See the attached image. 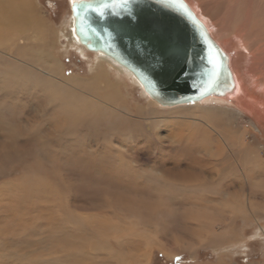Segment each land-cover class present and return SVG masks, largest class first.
<instances>
[{
  "label": "rangeland",
  "instance_id": "obj_1",
  "mask_svg": "<svg viewBox=\"0 0 264 264\" xmlns=\"http://www.w3.org/2000/svg\"><path fill=\"white\" fill-rule=\"evenodd\" d=\"M30 2L47 20L44 30L28 28L25 41H14L16 30L0 28V264H264V189L238 180L240 165L254 166L223 141L240 132L236 141L264 147V129L221 113L201 124L198 109L157 106L107 65L126 110L72 128L33 82L38 73L15 66L17 57L30 63L16 48L49 53L61 80L89 79L98 60L67 40L68 0ZM239 41V62L249 66ZM255 74L259 83L264 74Z\"/></svg>",
  "mask_w": 264,
  "mask_h": 264
},
{
  "label": "bare ground",
  "instance_id": "obj_2",
  "mask_svg": "<svg viewBox=\"0 0 264 264\" xmlns=\"http://www.w3.org/2000/svg\"><path fill=\"white\" fill-rule=\"evenodd\" d=\"M92 1L93 0H68L69 9L71 5H77L80 2L91 3ZM183 1L188 5V7L192 11V13L196 16V18L203 24L211 39L218 45L223 55H225L227 60V68L230 71V79L232 80L229 91H224V89L220 90L218 93L203 98L202 101L228 102L231 104V107L224 108L221 106L218 107V106H210V105L204 107L203 106L198 107L196 103L199 102L180 104V105H176L175 107L177 108L185 107L184 109L193 108L194 110L198 109L199 112L205 115V117H203V120H201V124L208 123V120L213 121L216 118H212V116H214L217 113H221L224 115V118L227 117L229 122L236 119H241L242 122H247V124H249V126H251L254 130L259 131L260 128L264 129V78H259L260 82L256 80L259 82L256 83L254 77L256 75L255 73L258 74L259 72H261V74L262 73L264 74V0H183ZM46 21L47 20H45V17L41 15L40 11L30 2V0H0V28L8 27L12 30L13 29L16 30L17 31L16 36L19 37L16 38V36H13L15 37L14 41L16 40L25 41L26 37L21 38L20 35L28 28L31 29V27H34L37 30L39 29L44 30L46 27L45 24ZM74 25H75V20L73 19L72 14L70 13V20L65 27L67 40L70 42L72 46L75 47L78 46L83 48L79 43L78 37L76 36ZM57 34L59 36V33ZM230 34H234V35L230 36ZM28 39L29 37H27V41H29ZM239 40H241V42L245 45V48L251 54L252 64H250L249 66H248L249 64L248 62L245 64L239 62V58L241 56V52L238 50V47L240 46ZM39 42L40 41H38V43ZM27 46L28 44L27 45L26 43L22 44L21 42V46L17 47L16 50L18 52H23L24 54L28 55L27 60H30V63L21 62V60L17 59L18 58L17 57L14 59L19 63V65H15V66H17V68L22 71L24 70L28 71V73L31 72L33 73L32 70L38 73L35 74L33 82L36 85H41L46 92L48 91L47 93L48 96L47 94L46 96L49 98L48 101L50 103L57 100L58 105L56 104L55 108L60 111V112L58 111L57 115L59 114L64 116L66 118L65 122H67L70 126H72V128L73 127L79 128L80 126L85 125L83 123H85L87 120L88 122L90 120L91 123H96V124L98 122L101 123V121L106 118L105 115H109L110 117L116 118L119 115V113H121L120 109L124 111L126 110L123 109V107L121 108L119 106V104H121L122 102V97L118 93L117 84L107 80L106 77L107 73L102 68L105 65H107L106 67L114 69L117 72L118 76L122 77L123 83H125L124 81H126L127 77H130L134 81V83L137 86H139L140 89L143 91L142 85L137 81V79L130 71L126 70L124 67L117 64L113 59L101 54L100 52L98 53L89 52L90 54H94L95 58L98 60V66H97L98 68L96 69V71H94V73L89 79L79 80L72 78V79L61 80V79H57L54 76L61 73L60 63H58L56 59L50 56L49 53L45 52L44 50L42 51L41 48L35 51H31V54H28L27 52H25L26 49H29ZM23 77H26V75ZM58 77L60 78V76ZM23 86L26 85L24 84ZM148 100L158 106V104H156L152 100L150 99ZM113 105L120 108L117 109ZM194 112H198V111H194ZM244 117L246 118L247 121L243 120ZM195 123L197 124V122ZM201 124L196 125V128ZM201 126L197 128L198 130L197 132H199V134L200 131H202L203 133V129L201 128ZM64 130L68 131V128H64ZM212 131L214 132L213 128ZM225 131L227 132V128ZM194 132L196 133L195 129ZM237 133L232 135L233 133L230 134L228 132L229 137L223 139V141L226 143L225 144L226 147H228V149L230 148L234 152L239 153V155L241 156V161L250 160L251 162L249 164L252 163L250 166L252 165L254 166L253 168L254 172H251L252 170L251 171L245 170L246 166L245 168H243L240 165L238 180L242 184H246L248 186H250L249 182L253 181V183H251L252 184L251 186L255 185L256 189L260 188L263 190L264 189V155L261 154L260 152L264 151L263 150L264 147L258 145L257 147L256 145L242 141V139L240 138H238V140L236 141L235 138L237 136ZM199 134L197 135L198 137L200 136ZM87 156L91 157L89 155ZM222 158L224 160L226 157H222ZM225 160H228V158H226ZM86 166L88 168L91 169L94 168L100 171V161L97 162V164H95L92 163V161L90 160L88 163H86ZM119 179L121 180V178H116L113 180L117 181ZM228 185L230 186L231 184ZM260 193L261 195L264 196L262 192ZM232 212L230 213V215L232 214Z\"/></svg>",
  "mask_w": 264,
  "mask_h": 264
},
{
  "label": "water",
  "instance_id": "obj_3",
  "mask_svg": "<svg viewBox=\"0 0 264 264\" xmlns=\"http://www.w3.org/2000/svg\"><path fill=\"white\" fill-rule=\"evenodd\" d=\"M70 11L80 45L130 71L160 107L230 89L225 55L183 0H93Z\"/></svg>",
  "mask_w": 264,
  "mask_h": 264
}]
</instances>
